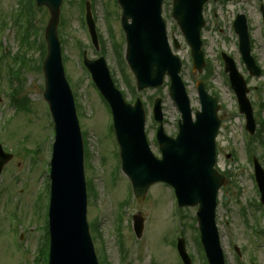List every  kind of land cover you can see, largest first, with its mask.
Masks as SVG:
<instances>
[{"label": "rangeland", "instance_id": "obj_1", "mask_svg": "<svg viewBox=\"0 0 264 264\" xmlns=\"http://www.w3.org/2000/svg\"><path fill=\"white\" fill-rule=\"evenodd\" d=\"M82 1L64 0L62 18L66 27L59 26V34L65 71L75 96L84 137L86 180L93 183L96 193L92 198L89 196L88 222L97 224L100 232L97 242L94 241L98 257L100 254L104 256L105 264H178L173 238L181 222L182 237L194 258L193 263L205 264L196 222L197 208L183 209L180 214L175 210L172 189L163 184L153 186L145 200L135 198L131 184L121 170L110 110L84 69L80 54L87 51L90 60L106 54L111 74L126 101L133 104L137 98L143 100L147 115L146 133L158 158V125L152 116L155 100L163 99L165 131L169 136H177L181 118L169 96L168 81L157 90L135 93L134 76L128 67L122 66L117 51L113 50L112 38L117 45L125 43L120 8L115 5V0H94V7L91 5L103 41L102 53V49L97 51L93 47L88 29L84 27ZM261 3L264 4V0H220L206 5L207 25L202 37L211 76L206 70L203 74L194 71L190 48L171 16V1L166 2L163 12L171 45L173 38L180 43V49L173 50L184 65L182 76L193 111L201 108L196 88L199 80H206L207 89L211 94L215 93L222 106L217 167L221 172L229 173L231 179L219 193L217 223L227 264H250L252 261L264 264V233L259 235L254 231L256 226L258 230L264 229V212L258 206L260 195L250 159L253 148L254 156L264 166V24L259 10ZM20 6V0H0V22L4 20L7 23L3 33L0 29V143L15 156L0 174V264H45L42 261L38 263L36 257L46 236L49 167L55 137L53 119L44 98V57L41 51L50 16L46 8H39L40 11L34 8L31 48L26 45V50L21 51L24 56L13 60L21 50L13 20ZM109 10L113 11L109 15L110 20L107 19ZM238 14L247 18L252 55L262 69L260 78L252 77L242 62L238 36L233 29ZM2 51H6L9 58ZM223 52L235 60L248 84L249 100L257 124L254 136L246 132L245 117L239 112L236 95L224 73ZM24 58L25 65L22 66ZM226 196L227 201L224 200ZM138 213H143L146 218L145 232L140 240L133 230V216ZM180 215L184 218L181 219ZM235 247L240 248L242 258L238 257Z\"/></svg>", "mask_w": 264, "mask_h": 264}, {"label": "water", "instance_id": "obj_2", "mask_svg": "<svg viewBox=\"0 0 264 264\" xmlns=\"http://www.w3.org/2000/svg\"><path fill=\"white\" fill-rule=\"evenodd\" d=\"M123 8L122 25L127 40L126 61L133 71L139 91L161 87L165 77L171 78V95L182 120L177 139L168 137L163 127L158 141L163 159L154 156L145 134L146 114L139 99L132 106L125 102L115 87L104 58L85 65L96 86L112 107L115 130L121 149L123 172L131 181L138 200H144L149 189L157 183L175 188L181 207H199L197 218L202 244L209 264H225L220 235L216 224L217 196L225 178L214 169L216 165V136L221 125L220 106L209 96L203 83L199 84L202 111L193 120L189 97L180 78L182 64L168 44L166 25L161 17L164 0H118ZM209 0H174L173 17L178 21L192 47L195 69L202 72L205 61L201 30L203 6ZM217 1V0H216ZM46 6L51 19L46 29L48 55L44 62L45 98L50 104L56 123V142L52 162V199L50 207L49 264H99L87 222V184L84 167V144L74 97L63 66L58 25L63 0H37ZM132 23H129V21ZM88 24L97 43L95 25L88 9ZM240 47L247 68L259 77L260 69L251 57L247 20L239 16L235 23ZM176 47L177 41H175ZM239 107L249 121L248 130L255 126L247 94L249 90L233 61L225 57ZM155 120L163 124L162 100L155 102ZM12 157L0 154V172ZM256 175L264 203V171L255 163ZM145 228L142 214L134 217V230L140 239ZM183 259L189 263L184 241L179 244Z\"/></svg>", "mask_w": 264, "mask_h": 264}, {"label": "trees", "instance_id": "obj_3", "mask_svg": "<svg viewBox=\"0 0 264 264\" xmlns=\"http://www.w3.org/2000/svg\"><path fill=\"white\" fill-rule=\"evenodd\" d=\"M21 42H22V45H25V44L27 43V37H26L25 39H22ZM121 48H122L121 45L118 44V47H117V55H118V57H119L120 59H122V56H123ZM93 232H94V233H97V229H96V227L93 228ZM44 254H45V253H44Z\"/></svg>", "mask_w": 264, "mask_h": 264}]
</instances>
